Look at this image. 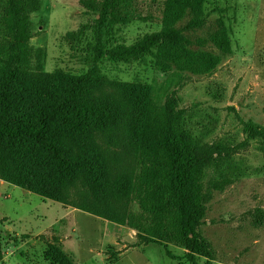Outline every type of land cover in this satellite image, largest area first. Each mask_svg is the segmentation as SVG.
Instances as JSON below:
<instances>
[{
	"label": "trees",
	"instance_id": "obj_1",
	"mask_svg": "<svg viewBox=\"0 0 264 264\" xmlns=\"http://www.w3.org/2000/svg\"><path fill=\"white\" fill-rule=\"evenodd\" d=\"M41 1L6 0L3 9L9 39L0 43V179L127 226L140 243L163 245L169 257L166 244L184 249L189 264H198L197 256L210 257V245L199 231L207 161L184 128L182 111L172 100L162 101L167 80L155 85L109 80L98 65L103 57L128 61L149 54L164 72L174 66L210 73L222 56L188 47L192 40L182 34L204 24V0H164L159 31L112 47L104 46V32L113 22L127 20L121 11L130 0H81L97 12L94 55L83 73L28 69L29 15ZM186 15V24L175 27ZM210 39L222 54L230 52L223 27ZM34 53L41 55L39 49ZM244 130L248 137L264 136V128L251 121ZM44 258L50 264H73L53 243Z\"/></svg>",
	"mask_w": 264,
	"mask_h": 264
},
{
	"label": "rangeland",
	"instance_id": "obj_2",
	"mask_svg": "<svg viewBox=\"0 0 264 264\" xmlns=\"http://www.w3.org/2000/svg\"><path fill=\"white\" fill-rule=\"evenodd\" d=\"M163 2L130 0L121 11L127 20L106 28L104 46L130 45L159 31ZM5 4L0 0V43L9 39L1 19ZM203 8L204 24L182 34L192 40L188 47L222 56L210 73L174 66L164 72L149 54L128 61L103 57L98 65L109 80L149 85L167 80L162 101L170 99L182 111L184 128L207 161L199 231L211 256H197L198 264H264V136L248 137L244 130L247 121L264 128V0H204ZM96 15L81 0H42L29 15L28 69L85 72L94 55ZM188 19L174 26L181 28ZM219 27L229 39L226 54L210 39ZM200 37L204 45L196 43ZM38 49L40 57L34 53ZM48 243L61 247L73 264H189L180 247L166 244L169 257L163 245L140 243L127 226L0 179V264H50L44 258Z\"/></svg>",
	"mask_w": 264,
	"mask_h": 264
},
{
	"label": "crops",
	"instance_id": "obj_3",
	"mask_svg": "<svg viewBox=\"0 0 264 264\" xmlns=\"http://www.w3.org/2000/svg\"><path fill=\"white\" fill-rule=\"evenodd\" d=\"M44 199V198H43ZM59 203V202H58ZM61 204V203H60ZM39 233H41V232H38V233H36V234H39ZM60 241H61V239H60ZM62 243H63V241H61ZM74 263V262H73Z\"/></svg>",
	"mask_w": 264,
	"mask_h": 264
}]
</instances>
